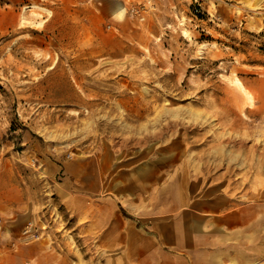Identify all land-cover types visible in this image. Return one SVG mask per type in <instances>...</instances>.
I'll return each mask as SVG.
<instances>
[{"label":"rangeland","instance_id":"obj_1","mask_svg":"<svg viewBox=\"0 0 264 264\" xmlns=\"http://www.w3.org/2000/svg\"><path fill=\"white\" fill-rule=\"evenodd\" d=\"M109 1L0 0V264H178L264 198V0Z\"/></svg>","mask_w":264,"mask_h":264},{"label":"crops","instance_id":"obj_2","mask_svg":"<svg viewBox=\"0 0 264 264\" xmlns=\"http://www.w3.org/2000/svg\"><path fill=\"white\" fill-rule=\"evenodd\" d=\"M103 1L102 11L112 12L110 1ZM187 218L190 224L185 219L175 236L167 237L178 264H264V198L226 210L202 205Z\"/></svg>","mask_w":264,"mask_h":264},{"label":"bare ground","instance_id":"obj_3","mask_svg":"<svg viewBox=\"0 0 264 264\" xmlns=\"http://www.w3.org/2000/svg\"><path fill=\"white\" fill-rule=\"evenodd\" d=\"M117 9H116V12H122L123 11V9H124V4L122 3V2H119L118 4H117V7H116Z\"/></svg>","mask_w":264,"mask_h":264}]
</instances>
